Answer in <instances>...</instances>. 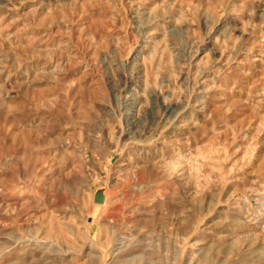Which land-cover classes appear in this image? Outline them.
Wrapping results in <instances>:
<instances>
[{"label": "rangeland", "instance_id": "1", "mask_svg": "<svg viewBox=\"0 0 264 264\" xmlns=\"http://www.w3.org/2000/svg\"><path fill=\"white\" fill-rule=\"evenodd\" d=\"M0 264H264V0H0Z\"/></svg>", "mask_w": 264, "mask_h": 264}, {"label": "water", "instance_id": "2", "mask_svg": "<svg viewBox=\"0 0 264 264\" xmlns=\"http://www.w3.org/2000/svg\"><path fill=\"white\" fill-rule=\"evenodd\" d=\"M93 201L96 204H102L104 202V194L101 191H98L93 196Z\"/></svg>", "mask_w": 264, "mask_h": 264}]
</instances>
